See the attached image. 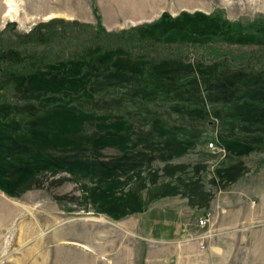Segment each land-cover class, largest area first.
I'll use <instances>...</instances> for the list:
<instances>
[{"label": "rangeland", "instance_id": "obj_1", "mask_svg": "<svg viewBox=\"0 0 264 264\" xmlns=\"http://www.w3.org/2000/svg\"><path fill=\"white\" fill-rule=\"evenodd\" d=\"M14 1L6 16L0 0L8 37L53 18L118 31L186 12L196 16L141 34L191 53L264 49V0ZM47 70L0 81V264H126V243L141 252L126 219L219 200L238 222L212 264H264V67L94 48L84 67Z\"/></svg>", "mask_w": 264, "mask_h": 264}, {"label": "trees", "instance_id": "obj_2", "mask_svg": "<svg viewBox=\"0 0 264 264\" xmlns=\"http://www.w3.org/2000/svg\"><path fill=\"white\" fill-rule=\"evenodd\" d=\"M195 16L186 12L176 17L163 13L152 22L118 31L62 18L39 23L25 34L16 33L9 37L5 35L6 28L0 32V81L9 78L22 81L23 84L29 82L32 75L39 74L46 68V76L58 77L63 75L65 67L73 63L84 67L89 59V52L94 48H100L102 52L122 51L133 57L140 55L156 62L194 60L215 67L228 64L247 71H258L264 67V49L233 50L199 44L194 45V52L191 53L183 46L167 43L162 37L141 34L142 30L153 31L165 23L186 22ZM249 146L260 148L254 142H249ZM98 148L101 149V146ZM94 158V155H90V159Z\"/></svg>", "mask_w": 264, "mask_h": 264}, {"label": "crops", "instance_id": "obj_3", "mask_svg": "<svg viewBox=\"0 0 264 264\" xmlns=\"http://www.w3.org/2000/svg\"><path fill=\"white\" fill-rule=\"evenodd\" d=\"M199 210L183 204L150 205L126 219V231L132 225L137 227L141 251L135 256L126 243V264H212L218 260L216 249L224 242L223 230L238 222L237 213L225 209L220 200ZM196 212L197 218L210 213L204 231H199ZM198 232L203 236L201 242L194 237Z\"/></svg>", "mask_w": 264, "mask_h": 264}, {"label": "built area", "instance_id": "obj_4", "mask_svg": "<svg viewBox=\"0 0 264 264\" xmlns=\"http://www.w3.org/2000/svg\"><path fill=\"white\" fill-rule=\"evenodd\" d=\"M212 145H213V144H210V146H212ZM209 217H210V213H204V214H202L201 217H199V218L197 219L198 224H199L200 226H205V225H207V222H208ZM199 237H200V240H201V238H203L202 235H201V236L199 235ZM203 246H204L203 244H200V248H204Z\"/></svg>", "mask_w": 264, "mask_h": 264}, {"label": "bare ground", "instance_id": "obj_5", "mask_svg": "<svg viewBox=\"0 0 264 264\" xmlns=\"http://www.w3.org/2000/svg\"><path fill=\"white\" fill-rule=\"evenodd\" d=\"M16 4L14 0H8V9H7V13L6 16H12L16 10L15 8Z\"/></svg>", "mask_w": 264, "mask_h": 264}]
</instances>
